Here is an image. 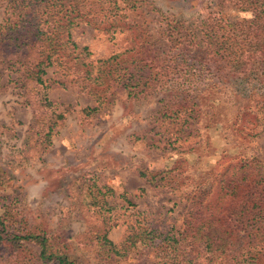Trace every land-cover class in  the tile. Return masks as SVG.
<instances>
[{
    "label": "trees",
    "instance_id": "obj_1",
    "mask_svg": "<svg viewBox=\"0 0 264 264\" xmlns=\"http://www.w3.org/2000/svg\"><path fill=\"white\" fill-rule=\"evenodd\" d=\"M6 1L10 12L0 23V54L14 60L29 56L20 79L31 99L41 149L51 144L54 127L66 117L50 98L51 83L43 76L51 65L59 79L93 97L95 106L80 108L86 116L97 113L113 89L128 99L160 95L162 108L152 122L166 142L152 145L168 154L179 151L193 134L188 126L204 112L199 98L205 93L229 90L247 99L243 112L253 114L255 124L264 117V0H210L204 15L190 19L161 12V34H125L122 50L97 59L89 57L87 45L76 44L69 28L86 19L103 23L106 30L128 23L131 30L127 13L148 0H99L100 5L95 1L89 7L68 0ZM194 143L190 139L185 146L194 149ZM175 168L138 172L151 183L173 178L180 183ZM10 179L0 168V186ZM81 189L89 192L95 216L84 244L97 255L116 260L147 246L155 264H264V162L258 158L231 162L194 193L182 227L149 215L126 197L132 207L109 202L113 190L95 180ZM122 208L131 220H124L122 238L115 242L108 232L115 224L114 209ZM24 225L21 220L16 224L10 205L2 202L0 264H78L42 223Z\"/></svg>",
    "mask_w": 264,
    "mask_h": 264
},
{
    "label": "rangeland",
    "instance_id": "obj_2",
    "mask_svg": "<svg viewBox=\"0 0 264 264\" xmlns=\"http://www.w3.org/2000/svg\"><path fill=\"white\" fill-rule=\"evenodd\" d=\"M95 1L102 3L68 0L86 7L94 6ZM209 2L148 0L142 3L145 6L127 13L133 22L131 30L127 29L128 23L106 30L103 23L86 19H80L69 30L76 44L87 45L89 57L97 59L122 50L125 34H161V12L190 19L204 15ZM7 10V1L0 0V23L10 12ZM18 57L14 60V56L0 54V168L11 175L10 181L0 186V210L1 203L6 202L16 216V224L20 220L22 225L42 223L78 264H155L153 251L147 246L115 260L97 255L84 244L85 234L95 221L89 209L90 194L81 189L84 182L95 180L110 187L113 192L108 201L113 204L132 207L126 197L149 215L182 227L194 193L210 184L231 162L252 157L264 162V117L255 124L253 114H244L245 97L229 90L203 94L199 101L204 112L188 126L193 134L188 135L179 151L168 154L152 145L166 142L152 122L153 114L162 108L160 95L128 99L122 91L113 89L100 110L86 116L80 108L95 106V100L74 83L61 76L59 79L53 65L46 67L43 76L51 83L50 98L66 117L54 127L51 144L41 149L33 128L31 99L20 79L29 56ZM190 139L195 141L194 149L185 146ZM174 166L180 183L174 181L178 178L151 183L138 172V168ZM161 175L156 174V178ZM113 212L111 222L115 224L108 236L118 242L124 222L131 219L124 208ZM27 244L39 250L37 245Z\"/></svg>",
    "mask_w": 264,
    "mask_h": 264
},
{
    "label": "crops",
    "instance_id": "obj_3",
    "mask_svg": "<svg viewBox=\"0 0 264 264\" xmlns=\"http://www.w3.org/2000/svg\"><path fill=\"white\" fill-rule=\"evenodd\" d=\"M43 178H44V177H43ZM43 178H42V179H43ZM42 184H43V183H42Z\"/></svg>",
    "mask_w": 264,
    "mask_h": 264
}]
</instances>
